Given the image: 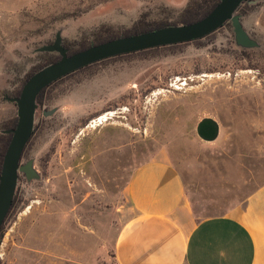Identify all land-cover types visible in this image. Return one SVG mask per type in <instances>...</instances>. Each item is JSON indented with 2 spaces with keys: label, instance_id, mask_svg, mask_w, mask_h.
<instances>
[{
  "label": "rangeland",
  "instance_id": "obj_1",
  "mask_svg": "<svg viewBox=\"0 0 264 264\" xmlns=\"http://www.w3.org/2000/svg\"><path fill=\"white\" fill-rule=\"evenodd\" d=\"M190 0H26L0 4V134L17 116L26 76L57 52L37 51L59 29L73 47L139 19L178 21ZM242 20L261 46L236 45L233 25L201 42L98 63L54 84L36 117L0 264H113L133 215L130 179L141 164L172 163L197 219L236 212L264 184V0ZM111 112V113H109ZM108 118L99 122L101 116ZM216 120L215 140L198 133Z\"/></svg>",
  "mask_w": 264,
  "mask_h": 264
},
{
  "label": "crops",
  "instance_id": "obj_2",
  "mask_svg": "<svg viewBox=\"0 0 264 264\" xmlns=\"http://www.w3.org/2000/svg\"><path fill=\"white\" fill-rule=\"evenodd\" d=\"M128 193L133 215L118 233L114 264H264V184L236 212L197 219L176 167L152 160L136 168Z\"/></svg>",
  "mask_w": 264,
  "mask_h": 264
},
{
  "label": "water",
  "instance_id": "obj_3",
  "mask_svg": "<svg viewBox=\"0 0 264 264\" xmlns=\"http://www.w3.org/2000/svg\"><path fill=\"white\" fill-rule=\"evenodd\" d=\"M255 3L256 0H220L203 18L181 24H170L154 30L132 35H120L98 44L69 54L64 45L62 30L59 29L52 43L37 48L42 52H57L60 59L43 66L34 72L23 85L19 96L6 95L8 101L17 105V124L10 129L2 130L11 133V140L6 149L0 172V232L12 207L18 188L19 177L24 173L28 181L40 179V171L35 166L34 158L22 162V154L34 132L37 117V97L39 93L54 81L82 67L116 55L144 49L172 45L203 38L231 21L235 43L241 48H258L260 41L245 27L239 6L244 3ZM56 108L44 110L45 116L52 115ZM220 132L219 124L210 117L198 123V133L206 140H215Z\"/></svg>",
  "mask_w": 264,
  "mask_h": 264
},
{
  "label": "trees",
  "instance_id": "obj_4",
  "mask_svg": "<svg viewBox=\"0 0 264 264\" xmlns=\"http://www.w3.org/2000/svg\"><path fill=\"white\" fill-rule=\"evenodd\" d=\"M219 1L220 0H190L188 2V4L185 6V8L183 9L180 20L175 21V22L168 21V20L152 22V21H148V20H145V19H139L137 22H135L134 26L131 29L126 30L125 32H123V35H132V34L141 33V32H145V31H149V30H154V29L161 28V27H164V26H167V25H170V24H181V23H190V22L197 21V20L203 18L204 16H206L218 4ZM248 5H249L248 2L242 3L239 6V8H238V12L240 11V12H243L244 14H246V11L244 10V6L246 7ZM230 22L231 21H227L222 27L230 26V24H231ZM214 32L210 33L209 35H207V36H205L203 38L195 39V40L188 41V42H182V43H177V44H172V45H164V46H159V47L144 49V50H140V51H135V52H130V53L116 55V56H113V57H110V58H106V59L100 60V61L95 62L93 64L87 65L85 67H82V68H80V69H78V70H76L74 72H71L68 75H66L64 77H61L60 79L54 81L53 83H51L49 86L45 87L39 93V95L37 97V103H38L37 114H38V116L41 117L42 111L45 110V109L44 110L42 109V106L45 103L46 92L48 91V89L51 88L54 84H56L59 81L63 80L64 78H67V77L72 76L74 74H77L79 72L85 71L88 68H90V67H92V66H94V65H96L98 63H101V62H104V61H107V60H110V59H115V58L124 57V56H132V55H136V54L137 55L146 54V53L153 52V51H156V50H159V49H162V48H171V47H175V46H179V45H183V44L191 43V42H193V43L201 42L205 38L210 37ZM120 35H121L120 32L112 31L111 29H106V30H103V31L99 32L96 35L93 43L92 42H87V43L82 44L79 47H73V45H71V44H65V46L69 48V54H73V53H75L77 51H80V50H83V49L89 47L92 44H98V43H101V42H104V41H107V40H110V39H113V38H117ZM46 56H51L52 58L47 60L43 64H41L37 69H35L32 72H30L26 76V78H25L21 88L17 92V94L13 95V96H19L20 95L21 90L23 88V85L25 84V82L28 80V78L34 72H36L37 70L41 69L43 66L47 65L50 62L59 60L60 57H61L60 54L56 55V56H53L50 53H46ZM17 120H18V117L15 116L6 129H10V128L15 127L16 124H17ZM37 126H38V123L35 124V128H34V132L32 134V137L30 138L28 144L26 145V147L24 149V152L22 154V160L26 157L28 146H29V144H30V142H31L36 130H37ZM11 136H12L11 133H9V134H6V133L0 134V172H1V168H2L3 158H4V155H5L6 149L8 147V144H9V142L11 140ZM19 179H20V177H19ZM16 202H17V191H16V194H15V197H14V200H13L12 207H11V209H10L8 215H7L5 223L2 226V229H1V232H0V236L3 233V230L5 228L6 222L8 221V219H9V217H10L12 211H13V208L16 205ZM0 239H1V237H0Z\"/></svg>",
  "mask_w": 264,
  "mask_h": 264
},
{
  "label": "bare ground",
  "instance_id": "obj_5",
  "mask_svg": "<svg viewBox=\"0 0 264 264\" xmlns=\"http://www.w3.org/2000/svg\"><path fill=\"white\" fill-rule=\"evenodd\" d=\"M109 113H111V112H109ZM107 118H108V113L105 114V115H103V116H101L100 119H99V120H96V121L103 122V121L106 120Z\"/></svg>",
  "mask_w": 264,
  "mask_h": 264
}]
</instances>
